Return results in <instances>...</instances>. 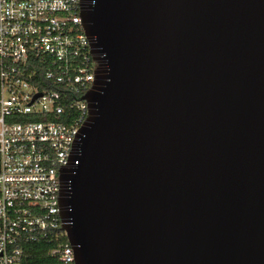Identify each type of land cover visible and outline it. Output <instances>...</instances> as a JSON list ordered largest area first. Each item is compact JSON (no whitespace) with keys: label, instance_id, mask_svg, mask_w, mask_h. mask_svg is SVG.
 <instances>
[{"label":"water","instance_id":"1","mask_svg":"<svg viewBox=\"0 0 264 264\" xmlns=\"http://www.w3.org/2000/svg\"><path fill=\"white\" fill-rule=\"evenodd\" d=\"M97 66L60 176L75 264H264V0H81Z\"/></svg>","mask_w":264,"mask_h":264},{"label":"built area","instance_id":"2","mask_svg":"<svg viewBox=\"0 0 264 264\" xmlns=\"http://www.w3.org/2000/svg\"><path fill=\"white\" fill-rule=\"evenodd\" d=\"M80 13L81 0H0V264H29L44 242L50 264H75L60 176L79 163L97 66Z\"/></svg>","mask_w":264,"mask_h":264},{"label":"trees","instance_id":"3","mask_svg":"<svg viewBox=\"0 0 264 264\" xmlns=\"http://www.w3.org/2000/svg\"><path fill=\"white\" fill-rule=\"evenodd\" d=\"M60 240L61 242L67 241L64 236H62ZM49 248L50 246L45 242L36 247L34 253H32V255L30 254L29 264H50L52 261L48 258Z\"/></svg>","mask_w":264,"mask_h":264}]
</instances>
